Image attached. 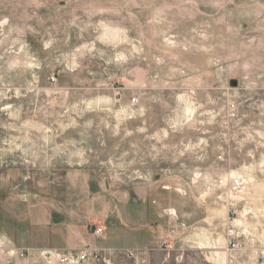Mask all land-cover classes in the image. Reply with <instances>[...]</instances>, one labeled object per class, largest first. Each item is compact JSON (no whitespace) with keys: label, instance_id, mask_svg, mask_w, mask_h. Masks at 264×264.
Returning a JSON list of instances; mask_svg holds the SVG:
<instances>
[{"label":"rangeland","instance_id":"374dc122","mask_svg":"<svg viewBox=\"0 0 264 264\" xmlns=\"http://www.w3.org/2000/svg\"><path fill=\"white\" fill-rule=\"evenodd\" d=\"M0 99V236L156 181L177 262L264 264V0H0Z\"/></svg>","mask_w":264,"mask_h":264},{"label":"crops","instance_id":"0c3cea01","mask_svg":"<svg viewBox=\"0 0 264 264\" xmlns=\"http://www.w3.org/2000/svg\"><path fill=\"white\" fill-rule=\"evenodd\" d=\"M3 110L1 108L0 113ZM105 182L98 177L91 179L90 186L107 187ZM78 186L76 182L75 188ZM162 189L164 186L155 181L114 185L108 192L97 191L91 197L70 196L60 207L59 216L52 214L48 207L45 209L50 210L51 215L46 218L44 229L51 230L53 239L45 241L44 245L51 246L46 248H97L107 251L115 264H119L120 257L126 259L124 253L130 249L145 251L146 264H185L187 255L178 262L173 255L178 250L169 237L178 234V229L174 228L176 216L172 212L176 206ZM96 228L103 229L102 235L95 234ZM165 242L168 245L165 246ZM183 248L180 252L186 251V247ZM166 251L172 255L166 256Z\"/></svg>","mask_w":264,"mask_h":264},{"label":"built area","instance_id":"2783aa9c","mask_svg":"<svg viewBox=\"0 0 264 264\" xmlns=\"http://www.w3.org/2000/svg\"><path fill=\"white\" fill-rule=\"evenodd\" d=\"M234 187L241 185V180H232ZM96 235H102L103 229L96 228ZM168 245V243H164ZM231 249H237L238 244L231 243ZM129 258H134L139 264H146V252L139 249L126 251ZM169 254H167L168 256ZM182 258V256H180ZM0 264H115L107 251L97 248L65 249L18 247L6 236H0Z\"/></svg>","mask_w":264,"mask_h":264}]
</instances>
